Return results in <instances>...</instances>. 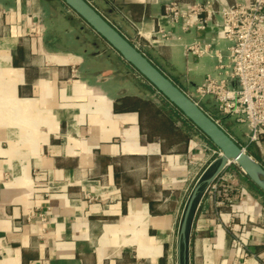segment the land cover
<instances>
[{
    "label": "crops",
    "instance_id": "1",
    "mask_svg": "<svg viewBox=\"0 0 264 264\" xmlns=\"http://www.w3.org/2000/svg\"><path fill=\"white\" fill-rule=\"evenodd\" d=\"M86 1L189 95L227 60L220 7L248 0ZM170 3L205 7L204 28L170 22ZM192 43L206 52L186 55ZM160 100L62 0H0V264H238L235 239L241 264H264L263 197L231 164V203L209 189L218 149L145 110ZM246 133L228 134L264 163Z\"/></svg>",
    "mask_w": 264,
    "mask_h": 264
},
{
    "label": "built area",
    "instance_id": "2",
    "mask_svg": "<svg viewBox=\"0 0 264 264\" xmlns=\"http://www.w3.org/2000/svg\"><path fill=\"white\" fill-rule=\"evenodd\" d=\"M204 12L208 13V10L201 6L189 13L184 12L176 3H170L164 8L163 16L170 22L184 17L187 26L203 29L206 20L195 23L192 16L197 17ZM219 16L222 38L229 42L227 64L219 59L218 69L223 70V76L215 78L206 75L193 92L186 95L222 129L224 118L245 125L247 143L260 148L264 142V0L222 6ZM206 50L207 46L192 43L185 52L186 55H202ZM203 101H207L211 109L204 107ZM218 153L220 155V151ZM220 178L219 174L210 183L209 189L230 204L232 189ZM234 244L239 249L237 263L241 264L250 254L243 251L240 240L235 239Z\"/></svg>",
    "mask_w": 264,
    "mask_h": 264
},
{
    "label": "water",
    "instance_id": "3",
    "mask_svg": "<svg viewBox=\"0 0 264 264\" xmlns=\"http://www.w3.org/2000/svg\"><path fill=\"white\" fill-rule=\"evenodd\" d=\"M62 1L102 37L158 93L176 107L220 151L218 165L207 180V184L212 183L228 164L233 163L252 184L264 192V168L258 161L250 156L240 144L154 66L90 3L86 0ZM198 189L199 185L193 189L185 209L179 232V241L182 243L185 242L186 223Z\"/></svg>",
    "mask_w": 264,
    "mask_h": 264
},
{
    "label": "trees",
    "instance_id": "4",
    "mask_svg": "<svg viewBox=\"0 0 264 264\" xmlns=\"http://www.w3.org/2000/svg\"><path fill=\"white\" fill-rule=\"evenodd\" d=\"M160 97H161V100L159 101V107L156 109V108H154L155 106H154V104H152L151 102H144V105H145V110H147V111H150V112H161V111H163V112H165V114H167L168 115V117H174L175 119H176V121L178 120V119H180V117L182 118L183 117V119H185L186 121H188L189 122V120L188 119H186L184 116H183V114L176 108V107H174L173 105H171L161 94H160ZM211 143V142H210ZM212 144V143H211ZM213 145V144H212ZM214 146V145H213ZM215 147V146H214ZM241 147H244V146H241ZM245 149H246V152L250 155V156H252L256 161H258L262 166H263V168H264V163L261 161V159H260V157H259V155L255 152V151H253L252 150V148L251 147H245ZM237 168V167H236ZM250 184L254 187V189L258 192V193H260V195L263 197V200H264V192L263 191H261L260 189H258L254 184H252L251 182H250Z\"/></svg>",
    "mask_w": 264,
    "mask_h": 264
},
{
    "label": "rangeland",
    "instance_id": "5",
    "mask_svg": "<svg viewBox=\"0 0 264 264\" xmlns=\"http://www.w3.org/2000/svg\"><path fill=\"white\" fill-rule=\"evenodd\" d=\"M226 41V40H225ZM226 43H227V45H229V42H227L226 41ZM224 64H227V60H225L224 61ZM219 71L223 74V70H218L217 72L218 73H208V74H206V75H210V76H212V77H215V78H219L220 76H219ZM202 105L204 106V107H206V108H210L211 109V105L209 104V103H207V101H203V103H202ZM210 109H208V110H210ZM215 114V113H214ZM222 126H223V129L226 131V132H228V133H230V134H232V133H234V134H236L238 137H240V138H243V134H244V132L245 131H247V128L245 127V125H243V124H239V123H235L234 121H233V119H226V118H224V119H222ZM235 137V136H234ZM241 141V140H240ZM240 144L242 145V146H244V143L243 142H240ZM244 149H245V147H243ZM246 150V149H245ZM231 165H233L234 167H237L235 164H231Z\"/></svg>",
    "mask_w": 264,
    "mask_h": 264
}]
</instances>
